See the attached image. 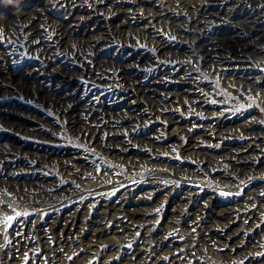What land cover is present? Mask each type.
I'll return each mask as SVG.
<instances>
[{
	"label": "bare ground",
	"instance_id": "6f19581e",
	"mask_svg": "<svg viewBox=\"0 0 264 264\" xmlns=\"http://www.w3.org/2000/svg\"><path fill=\"white\" fill-rule=\"evenodd\" d=\"M210 259L264 264V0H0V264Z\"/></svg>",
	"mask_w": 264,
	"mask_h": 264
},
{
	"label": "rangeland",
	"instance_id": "374dc122",
	"mask_svg": "<svg viewBox=\"0 0 264 264\" xmlns=\"http://www.w3.org/2000/svg\"><path fill=\"white\" fill-rule=\"evenodd\" d=\"M9 44L10 43H12V41L10 40L9 42H8ZM20 56V59L18 60V61H16V62H14V64L16 65V66H20L25 60H28V59H31L32 57L30 56V55H28V54H26V53H22V54H20L19 55ZM64 61H66V62H68V63H70V64H77L78 62L76 61V58L74 57V55H70V54H66V56L64 57ZM13 97L15 98V99H17L19 102H21L22 101V103L24 104V106H28V108H30V107H35V108H38L37 107V105H34V103H27V102H25L24 100H23V98H22V96L21 95H16V94H13ZM3 135H5V134H3ZM206 252L205 251H203V253L202 254H205ZM205 255H207V254H205ZM211 260V259H210ZM212 261V262H211ZM211 261H208L207 260V262L205 263V264H218L217 262H218V260H216V259H212ZM210 262V263H209ZM220 264V263H219Z\"/></svg>",
	"mask_w": 264,
	"mask_h": 264
},
{
	"label": "snow or ice",
	"instance_id": "6c2138e0",
	"mask_svg": "<svg viewBox=\"0 0 264 264\" xmlns=\"http://www.w3.org/2000/svg\"><path fill=\"white\" fill-rule=\"evenodd\" d=\"M8 219H9V220H11V219H12V217H9Z\"/></svg>",
	"mask_w": 264,
	"mask_h": 264
}]
</instances>
